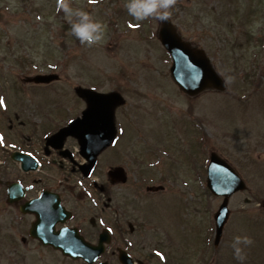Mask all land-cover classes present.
<instances>
[{
    "label": "rangeland",
    "instance_id": "374dc122",
    "mask_svg": "<svg viewBox=\"0 0 264 264\" xmlns=\"http://www.w3.org/2000/svg\"><path fill=\"white\" fill-rule=\"evenodd\" d=\"M57 2L0 0V94L4 96L0 100L6 104V115L14 124L27 121L51 128L55 123L63 125L82 108L76 89L120 93L125 99L117 110L120 121L125 132L129 126L132 130L118 145L139 163L126 158L109 162L106 156L102 169L122 166L130 170L135 183L142 176H155V185L165 187L151 206L178 244L175 250L181 252L179 246H185L180 262L197 258L196 245H204L208 235L214 237L213 214L221 199L210 195L205 179L209 154L216 153L239 174L247 190L229 200L230 216L221 241L215 252L210 251L212 246L211 254L206 250L204 264H264L263 4L255 9L257 0H176L169 19L177 34L190 47L205 52L224 82L222 92L207 90L190 97L171 79V60L158 41L155 15L136 19L127 10L128 0H66L73 10L69 17L57 11ZM77 10L89 12L104 25L102 39L91 46L71 32ZM37 74H56L59 79L42 87L23 83L25 77ZM5 123L1 118L4 133ZM11 130L8 134L18 135L19 125ZM150 149L162 151L163 156ZM158 157L163 162L155 172L148 164ZM151 228L159 234L156 225H147L146 232ZM237 236L253 241L241 245L243 262L236 259L232 247ZM26 255L22 264H64L45 250ZM6 260L0 258V264Z\"/></svg>",
    "mask_w": 264,
    "mask_h": 264
},
{
    "label": "flooded vegetation",
    "instance_id": "af4514ba",
    "mask_svg": "<svg viewBox=\"0 0 264 264\" xmlns=\"http://www.w3.org/2000/svg\"><path fill=\"white\" fill-rule=\"evenodd\" d=\"M80 101L82 108L67 121L81 116L86 105ZM118 109L115 110V140L97 155L93 168L88 170V158L80 154L76 138L50 139L67 121L63 125L55 123L51 128H46L49 124L22 121L16 123L19 134L12 136L8 131L16 124L10 114L6 115L5 107H0V119L6 122L8 130L0 131V248L3 249L0 258L7 259L2 264H18V261L22 264L26 262L27 251L38 254L41 250L56 255L64 264H86L44 245L37 237L48 238L50 232L55 237L63 230L65 240L75 242L80 237L93 246L103 241V251L93 264H129L120 259L124 253L131 259L130 264H170L165 243L171 239L151 206V200L163 194L164 187L156 188L151 176L135 183L126 168L123 182V177L119 180L108 177L112 165L102 169L106 156L109 162H121L124 158L132 161L130 154L122 153L124 147L118 145L124 138ZM17 154L28 156L31 161L18 158ZM147 225H156L159 234L155 228L147 233ZM202 246H197L196 264H204ZM183 254L184 251L182 258Z\"/></svg>",
    "mask_w": 264,
    "mask_h": 264
},
{
    "label": "water",
    "instance_id": "95a60500",
    "mask_svg": "<svg viewBox=\"0 0 264 264\" xmlns=\"http://www.w3.org/2000/svg\"><path fill=\"white\" fill-rule=\"evenodd\" d=\"M160 21L158 38L172 58L170 73L178 88L189 96L196 95L210 88L222 90L223 82L215 73L205 52L191 48L187 43L183 42L168 19ZM56 79L57 77L55 76H38L32 81L34 83H49ZM82 94L88 104L86 111L82 114V119L71 123L66 129L61 130L51 139L59 138L62 140L69 135L77 137L81 145V153L86 154V158L89 161L88 169H90L95 155L109 144L114 135L113 110L121 102V99L115 94L99 95L86 91L82 92ZM206 184L213 195L225 197L219 211L214 215L217 226V242L228 218L227 200L236 191L244 190L245 185L234 170L215 154L210 156ZM59 234L55 236V239L48 241L41 236L37 237L42 243L50 244L54 248L60 249L63 254L75 259L81 257L89 263H92L101 252V245L97 248H91L87 245L85 246L78 239H76L75 243H71L69 240L67 242L63 239L66 234Z\"/></svg>",
    "mask_w": 264,
    "mask_h": 264
},
{
    "label": "clouds",
    "instance_id": "9594fccd",
    "mask_svg": "<svg viewBox=\"0 0 264 264\" xmlns=\"http://www.w3.org/2000/svg\"><path fill=\"white\" fill-rule=\"evenodd\" d=\"M176 0H128L126 7L128 12L138 20H143L155 15L160 20H166L171 15L169 9L175 4ZM63 10L69 17L73 15V10L66 0H58L57 11ZM74 15L77 17L71 22V32L82 44L91 46L100 41L104 33L102 22L92 19L89 12L77 10ZM250 237L237 236L232 244L237 260L243 262L245 254L241 245H251Z\"/></svg>",
    "mask_w": 264,
    "mask_h": 264
},
{
    "label": "snow or ice",
    "instance_id": "6c2138e0",
    "mask_svg": "<svg viewBox=\"0 0 264 264\" xmlns=\"http://www.w3.org/2000/svg\"><path fill=\"white\" fill-rule=\"evenodd\" d=\"M0 103H3V101H2V100H0ZM0 142H2V138H0Z\"/></svg>",
    "mask_w": 264,
    "mask_h": 264
}]
</instances>
